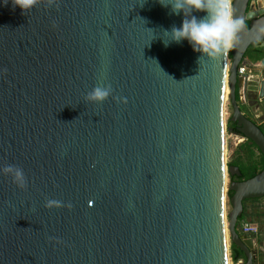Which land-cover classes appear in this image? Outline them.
Instances as JSON below:
<instances>
[{
  "label": "water",
  "instance_id": "1",
  "mask_svg": "<svg viewBox=\"0 0 264 264\" xmlns=\"http://www.w3.org/2000/svg\"><path fill=\"white\" fill-rule=\"evenodd\" d=\"M256 1L231 3L245 29L228 74L230 52L198 62L186 41L164 46L183 16L156 0L0 5V168L27 179L0 174V264H231L229 236L256 264L261 238L239 219L264 198V170L231 183L227 220L224 142L229 88L231 122L264 157V132L237 102L241 87L264 99V79L238 71L254 68ZM101 84L112 96L88 102Z\"/></svg>",
  "mask_w": 264,
  "mask_h": 264
},
{
  "label": "clouds",
  "instance_id": "2",
  "mask_svg": "<svg viewBox=\"0 0 264 264\" xmlns=\"http://www.w3.org/2000/svg\"><path fill=\"white\" fill-rule=\"evenodd\" d=\"M11 3L13 8H19L25 14L36 7L42 0H0V5ZM48 7H52L57 0H43ZM164 8H170V14L183 16L181 25H173L170 30H163L165 47L170 44L187 42L194 53H199V60L205 57L216 60L227 55L239 41V35L245 29V23L235 18L231 8V0H156ZM196 13H203L198 17ZM254 43L264 44V27L257 29ZM112 96L109 84L94 87L86 96V100L95 104H102ZM122 102H126L123 100ZM0 174L10 176L18 188H25L27 179L23 170L13 165L0 168ZM47 208H60L63 203L58 200H48Z\"/></svg>",
  "mask_w": 264,
  "mask_h": 264
},
{
  "label": "rangeland",
  "instance_id": "3",
  "mask_svg": "<svg viewBox=\"0 0 264 264\" xmlns=\"http://www.w3.org/2000/svg\"><path fill=\"white\" fill-rule=\"evenodd\" d=\"M233 0H231L232 3ZM230 67V59L228 60V68H227V74ZM228 77V76H227ZM229 88L227 89V97H226V106H225V165H226V177H225V192H226V206H227V220L228 215L231 212V205L228 198V190L231 185V179L228 174V166L232 162H238L240 159V162H248L250 159H258L259 154L256 150H254V156L250 157L249 154L246 153V148L248 145V142L246 139L241 138V136L236 137L237 135H231L227 132V122L228 119L231 117V107H230V101H229ZM242 112H244L249 118L252 120H256L258 122H261V120L256 118L258 108L260 107V103L258 102L257 97L254 96V94H248L245 98V101H241L239 103ZM264 126V125H262ZM250 160V161H251ZM261 202H264V199H260L257 201H249L246 203V215L245 219L242 223H249L251 225H256L261 228L262 234H263V240H264V212L261 208ZM229 224V221H228ZM229 234V231H228ZM229 248H230V258H231V241L229 236ZM264 250V249H263ZM232 264V260H230ZM257 264H264V252L259 251L258 253V260Z\"/></svg>",
  "mask_w": 264,
  "mask_h": 264
},
{
  "label": "trees",
  "instance_id": "4",
  "mask_svg": "<svg viewBox=\"0 0 264 264\" xmlns=\"http://www.w3.org/2000/svg\"><path fill=\"white\" fill-rule=\"evenodd\" d=\"M246 58H248L252 63H258L262 59H264V46L262 47L261 45H255L249 48ZM229 59H231V52L229 53ZM239 88L237 89V102L240 103V95H239ZM241 108V107H240ZM232 111V110H231ZM231 117L228 119L227 122V132L231 135H237L243 137L239 132L236 130V125L231 122ZM260 129L263 131V129L260 127ZM264 132V131H263ZM248 145L246 148V153L250 155V157L254 156V150H256L259 154L258 159H253L246 162H240V159L238 162H232L229 164L228 167L231 166H236L240 169L242 173V177L238 180L239 182H244L247 180H250L254 178L257 174L262 172L264 170V157L256 147L254 143L251 141L247 140ZM231 183L236 180L234 177H230ZM233 196V192L230 190L228 191V198L231 199ZM250 201H257V200H250ZM249 201L244 202V212L241 218L239 219V222L242 223L245 219L246 215V203ZM231 259L233 264H237L240 260H243L244 263L246 262V257L244 253L238 249L236 246L232 245L231 246Z\"/></svg>",
  "mask_w": 264,
  "mask_h": 264
},
{
  "label": "crops",
  "instance_id": "5",
  "mask_svg": "<svg viewBox=\"0 0 264 264\" xmlns=\"http://www.w3.org/2000/svg\"><path fill=\"white\" fill-rule=\"evenodd\" d=\"M256 4H257V7H258V9H260V10H264V0H257L256 1ZM242 67V66H241ZM253 67L254 68H252V69H247V74H248V76H249V81H250V86H252L253 84H254V82L256 81H258L259 79H264V69H262L261 68V66H260V64H259V62L258 63H253ZM243 83V82H242ZM241 83V84H242ZM242 86H243V84H242ZM242 88V87H241ZM241 88H239V91H240V89ZM252 90V89H251ZM238 91V92H239ZM254 94V96L255 97H257V99H258V102L260 103V107L258 108V111H257V115H256V118L259 120H261V122H258V121H254V120H252L251 118H249L244 112V115L248 118V119H250L251 121H253L256 125H258L259 127H261L262 129H263V131H264V126H262V125H264V99H259L258 98V93H256V92H254V91H249L248 92V94ZM262 199H264V198H262ZM260 200V199H259ZM261 208H262V210H263V212H264V202H261ZM264 214V213H263ZM263 219L264 218H262L261 220L263 221ZM247 223V222H246ZM243 224L244 223H241V227H243ZM260 237V236H259ZM261 238V237H260ZM262 242H263V237H262V240H261ZM264 249V242H263V244L261 243V249ZM241 261H243V260H241ZM241 261H239L237 264H242V263H240Z\"/></svg>",
  "mask_w": 264,
  "mask_h": 264
},
{
  "label": "built area",
  "instance_id": "6",
  "mask_svg": "<svg viewBox=\"0 0 264 264\" xmlns=\"http://www.w3.org/2000/svg\"><path fill=\"white\" fill-rule=\"evenodd\" d=\"M238 71H239L240 75L247 74V69L245 67L240 66ZM239 95H240V100L245 101L246 96H245V93L243 91V87L240 89ZM236 137H239V136H236ZM241 138L245 139L244 137H241ZM242 233L246 234V235H257L258 229L256 227H253L249 223H245L243 225V228H242ZM230 260H232V259L230 258ZM232 264H233V262H232Z\"/></svg>",
  "mask_w": 264,
  "mask_h": 264
},
{
  "label": "flooded vegetation",
  "instance_id": "7",
  "mask_svg": "<svg viewBox=\"0 0 264 264\" xmlns=\"http://www.w3.org/2000/svg\"><path fill=\"white\" fill-rule=\"evenodd\" d=\"M234 178H236V177H234ZM240 178H236V182H239L238 180H239ZM250 201V200H249ZM245 224V223H244ZM243 224V225H244ZM242 228L243 227H241V223H240V230L242 231ZM257 229H258V233H257V236L259 237H261V240H262V237H263V234H262V230H261V228L260 227H257ZM263 242H264V240H263ZM263 242L261 241V243L263 244ZM260 251H262V252H264V250H263V248L262 249H260ZM241 261V260H240ZM256 264H257V262H256Z\"/></svg>",
  "mask_w": 264,
  "mask_h": 264
}]
</instances>
